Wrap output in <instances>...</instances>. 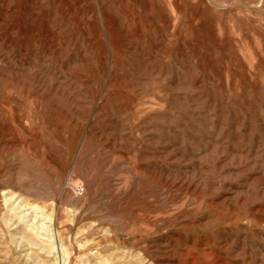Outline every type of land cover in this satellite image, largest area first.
Here are the masks:
<instances>
[{"label":"rangeland","instance_id":"374dc122","mask_svg":"<svg viewBox=\"0 0 264 264\" xmlns=\"http://www.w3.org/2000/svg\"><path fill=\"white\" fill-rule=\"evenodd\" d=\"M0 264H264V0H0Z\"/></svg>","mask_w":264,"mask_h":264},{"label":"built area","instance_id":"2783aa9c","mask_svg":"<svg viewBox=\"0 0 264 264\" xmlns=\"http://www.w3.org/2000/svg\"><path fill=\"white\" fill-rule=\"evenodd\" d=\"M79 194H81V191H78Z\"/></svg>","mask_w":264,"mask_h":264}]
</instances>
